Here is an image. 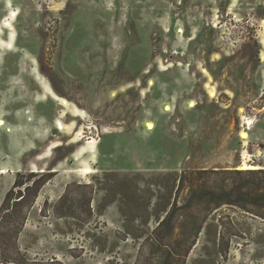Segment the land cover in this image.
Wrapping results in <instances>:
<instances>
[{
  "label": "rangeland",
  "instance_id": "rangeland-1",
  "mask_svg": "<svg viewBox=\"0 0 264 264\" xmlns=\"http://www.w3.org/2000/svg\"><path fill=\"white\" fill-rule=\"evenodd\" d=\"M0 116V205L50 175L28 257L264 264V0H0Z\"/></svg>",
  "mask_w": 264,
  "mask_h": 264
},
{
  "label": "trees",
  "instance_id": "trees-1",
  "mask_svg": "<svg viewBox=\"0 0 264 264\" xmlns=\"http://www.w3.org/2000/svg\"><path fill=\"white\" fill-rule=\"evenodd\" d=\"M250 173L264 174V169L251 170ZM49 179L50 175L44 172L41 174H35V172L24 174L19 172L12 187L7 191L0 205V263L64 264L57 258H52L50 260L32 259L26 254L21 253L20 246L18 245V236L26 225L28 211L35 205L40 190ZM257 185L259 187H264V181L259 182ZM215 193L216 192L212 189H205L203 196L210 198V202L216 205H220V203H240L239 200L233 199L232 197L215 200V198H213ZM171 212L169 213L170 217L172 214ZM168 221L167 218H164L160 221L158 227H163L165 225L169 226ZM201 228V224L197 226L195 236L201 231ZM191 237L193 238L194 236ZM193 243L194 239L190 242V246L193 245Z\"/></svg>",
  "mask_w": 264,
  "mask_h": 264
},
{
  "label": "crops",
  "instance_id": "crops-1",
  "mask_svg": "<svg viewBox=\"0 0 264 264\" xmlns=\"http://www.w3.org/2000/svg\"><path fill=\"white\" fill-rule=\"evenodd\" d=\"M166 112H168V111H166ZM249 138H250L249 143H248V149L249 150L247 151V153L249 155L248 159H250V162L251 161L252 162L255 161V162H259L260 164L261 163L264 164V142H263V137L262 136L259 137L258 134H257V135L249 136ZM245 143L242 144L240 148H244L247 145V143L246 144ZM245 151L246 150H243L241 152V154L240 153L238 154L237 152H233V153H235L236 155H241V157H243V154H244Z\"/></svg>",
  "mask_w": 264,
  "mask_h": 264
},
{
  "label": "bare ground",
  "instance_id": "bare-ground-1",
  "mask_svg": "<svg viewBox=\"0 0 264 264\" xmlns=\"http://www.w3.org/2000/svg\"><path fill=\"white\" fill-rule=\"evenodd\" d=\"M8 5L10 6L11 3H8ZM15 15H16V11L11 12V14H10L11 19H12ZM5 26H6L7 28H9V29H12L10 22H6V23H5ZM12 39H13V37H12V35H10L9 42H11ZM191 104H192V103H191ZM165 110H170L169 105H167V106L165 107ZM5 124H6L5 119L2 118V117L0 116V126H3V125H5ZM148 127H149V128H153V125L149 124ZM246 136H247V133L244 132V133H243V137H246ZM88 171H89V170H88ZM3 172H4V171H3Z\"/></svg>",
  "mask_w": 264,
  "mask_h": 264
}]
</instances>
